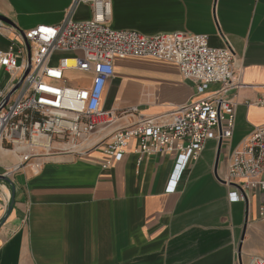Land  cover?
I'll return each instance as SVG.
<instances>
[{"label":"crops","instance_id":"1","mask_svg":"<svg viewBox=\"0 0 264 264\" xmlns=\"http://www.w3.org/2000/svg\"><path fill=\"white\" fill-rule=\"evenodd\" d=\"M70 4L0 0V16L11 23L1 31L0 47L7 50L17 30L61 23ZM112 10L115 30L146 36L184 32L206 36L212 48L232 50L239 80L228 94L235 103L234 134L220 151L219 142H207L180 173L176 153L141 157L135 142L106 169L109 158L101 148L83 157L47 158L36 171L22 163L21 152L0 146V175L9 179L0 181V264L264 260L259 213L264 192H249V206L232 203L231 189L219 180L228 172L232 152L264 126V0H112ZM76 18L90 19L89 6H80ZM0 76L7 83L4 71ZM202 96L173 62L117 58L102 108L119 121L94 142L140 117L159 116Z\"/></svg>","mask_w":264,"mask_h":264},{"label":"built area","instance_id":"2","mask_svg":"<svg viewBox=\"0 0 264 264\" xmlns=\"http://www.w3.org/2000/svg\"><path fill=\"white\" fill-rule=\"evenodd\" d=\"M82 5L91 10L88 20L76 18ZM112 15V0H71L61 23L17 30L8 49L0 47V72L8 79L4 83L0 76V146L21 152L23 164L38 171L47 158L83 157L101 148L109 158L106 169L121 161L135 142L141 157L176 153L180 173L199 158L207 142L232 138L235 103L228 94L239 87L232 50L212 48L206 36L184 32L146 36L115 30L110 26ZM6 27L0 21V35ZM128 57L175 63L203 96L159 116L140 117L94 142L119 121L117 114L102 108V99L114 76V60ZM73 73L81 78L71 80ZM213 86L218 88L209 92ZM263 174L260 126L232 152L228 172L219 180L231 189L230 202L249 206V192H264ZM259 213L264 217V205ZM252 264L264 260L254 258Z\"/></svg>","mask_w":264,"mask_h":264},{"label":"water","instance_id":"3","mask_svg":"<svg viewBox=\"0 0 264 264\" xmlns=\"http://www.w3.org/2000/svg\"><path fill=\"white\" fill-rule=\"evenodd\" d=\"M0 21L4 22V23H6V24H11L10 21H9L7 18L3 17V16H0ZM28 49H29V46H28ZM16 88H17V87H16ZM16 88H15L14 90H12V92L8 95L7 100H8V99L10 98V96L14 93V91L16 90ZM221 145H222V141L220 140V142H219V151H220V149H221ZM0 181L9 182V179H8L6 176H1V175H0ZM246 206H247V205H246Z\"/></svg>","mask_w":264,"mask_h":264},{"label":"rangeland","instance_id":"4","mask_svg":"<svg viewBox=\"0 0 264 264\" xmlns=\"http://www.w3.org/2000/svg\"><path fill=\"white\" fill-rule=\"evenodd\" d=\"M70 78H71V80H78V79H80L81 77H80L78 74L73 73V74L70 75Z\"/></svg>","mask_w":264,"mask_h":264}]
</instances>
